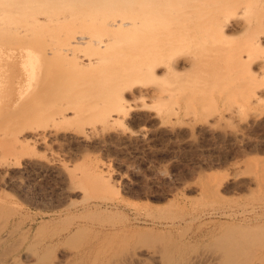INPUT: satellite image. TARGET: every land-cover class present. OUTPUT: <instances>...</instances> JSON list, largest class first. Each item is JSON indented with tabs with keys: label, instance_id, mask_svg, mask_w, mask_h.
I'll return each mask as SVG.
<instances>
[{
	"label": "bare ground",
	"instance_id": "bare-ground-1",
	"mask_svg": "<svg viewBox=\"0 0 264 264\" xmlns=\"http://www.w3.org/2000/svg\"><path fill=\"white\" fill-rule=\"evenodd\" d=\"M0 17L9 31L13 23L34 25L27 43L0 42V57L20 64L15 101L36 100L40 116L34 117L41 121L19 126L31 137H18L0 149L6 153L0 159L4 181L16 166L38 170L42 177L66 171L52 144L65 149L77 136L102 138L108 120L127 118L132 110L130 92L140 98L132 106L141 109L153 106L161 113L169 103L186 106L188 118L204 120V130L230 118L235 124L229 122L226 128L233 126L223 133L238 145L250 140L252 127L264 117V0H0ZM100 26L103 36L96 34ZM6 66L0 61V71ZM150 93L155 97L149 105L145 97ZM72 119H79L80 128L58 126ZM144 132H135L137 138H145ZM129 134L124 141L133 138ZM39 144L49 154L36 152ZM95 171L102 174L89 191L99 197L102 187H111L113 172L105 162ZM222 185L211 180L200 194L216 196ZM147 215L145 223L152 227L142 232L109 225L113 237L91 255L83 252L86 264H264V228L217 233L200 225L188 232L176 223L186 218L164 206ZM92 218L106 228L103 214Z\"/></svg>",
	"mask_w": 264,
	"mask_h": 264
},
{
	"label": "rangeland",
	"instance_id": "rangeland-1",
	"mask_svg": "<svg viewBox=\"0 0 264 264\" xmlns=\"http://www.w3.org/2000/svg\"><path fill=\"white\" fill-rule=\"evenodd\" d=\"M33 26L13 23L9 31L0 17V42L25 44ZM96 34L103 36L104 29L98 27ZM0 58L7 62L0 71V149H4L18 137H31L19 126H37L41 121L35 120L40 116L36 100L15 101L20 64L16 59ZM161 84L164 88L171 86ZM154 97L152 93L147 95L146 103L150 105ZM134 98L130 92L128 108L132 110L129 109L127 118L106 122V138L100 136L106 143L99 136L84 141L75 136L76 140L65 144V149L58 142L52 144V151L68 165L66 171H49L42 177L38 170L26 171L16 166L9 182L0 178V203L4 205L0 212V264H52L56 258H62L63 264H86L88 258L84 261L83 252L91 255L113 237L109 225L145 231L152 227L145 223L151 218L147 214L158 206L168 208L178 217L184 216L186 222L176 223L188 232L200 225L217 233L264 228V117L252 127L250 140L238 145L223 133L227 125L235 124L230 118L215 123L214 129L204 130V120L200 116L188 118L186 106L169 103L162 106L160 113L161 109L153 106L139 108L140 98ZM135 102L137 105L132 106ZM176 112L181 121L176 119ZM78 120L58 126L63 130L80 128ZM141 129L146 139L137 138L139 133L135 132ZM129 133L134 140L124 141ZM39 151L49 154L41 144L36 147ZM5 155L0 153V159ZM101 162L112 169L111 187H102L99 197H94L89 189L102 174L95 171ZM211 180L222 181L219 194L201 196L200 188L208 186ZM97 212L107 220L105 229L92 218ZM78 226L81 230L77 232Z\"/></svg>",
	"mask_w": 264,
	"mask_h": 264
}]
</instances>
